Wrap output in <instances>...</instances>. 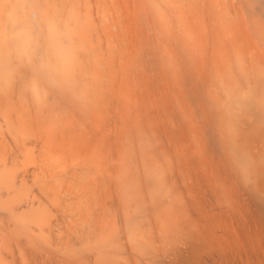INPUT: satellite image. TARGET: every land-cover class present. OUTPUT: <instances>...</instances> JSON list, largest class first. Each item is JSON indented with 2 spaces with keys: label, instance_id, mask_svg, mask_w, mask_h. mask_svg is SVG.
Instances as JSON below:
<instances>
[{
  "label": "bare ground",
  "instance_id": "bare-ground-1",
  "mask_svg": "<svg viewBox=\"0 0 264 264\" xmlns=\"http://www.w3.org/2000/svg\"><path fill=\"white\" fill-rule=\"evenodd\" d=\"M0 264H264V0H0Z\"/></svg>",
  "mask_w": 264,
  "mask_h": 264
}]
</instances>
